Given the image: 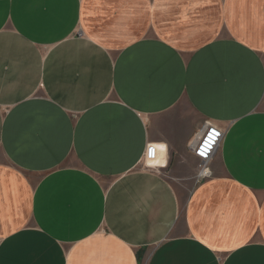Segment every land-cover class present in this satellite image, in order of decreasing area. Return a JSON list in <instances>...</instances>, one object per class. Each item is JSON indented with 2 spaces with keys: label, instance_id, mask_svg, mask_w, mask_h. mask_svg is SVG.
<instances>
[{
  "label": "crops",
  "instance_id": "obj_1",
  "mask_svg": "<svg viewBox=\"0 0 264 264\" xmlns=\"http://www.w3.org/2000/svg\"><path fill=\"white\" fill-rule=\"evenodd\" d=\"M0 264H264V0H0Z\"/></svg>",
  "mask_w": 264,
  "mask_h": 264
},
{
  "label": "built area",
  "instance_id": "obj_2",
  "mask_svg": "<svg viewBox=\"0 0 264 264\" xmlns=\"http://www.w3.org/2000/svg\"><path fill=\"white\" fill-rule=\"evenodd\" d=\"M224 134L217 126L207 123L189 146V151L198 160L195 183L199 184L212 177L211 161L223 140Z\"/></svg>",
  "mask_w": 264,
  "mask_h": 264
}]
</instances>
